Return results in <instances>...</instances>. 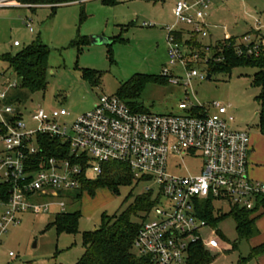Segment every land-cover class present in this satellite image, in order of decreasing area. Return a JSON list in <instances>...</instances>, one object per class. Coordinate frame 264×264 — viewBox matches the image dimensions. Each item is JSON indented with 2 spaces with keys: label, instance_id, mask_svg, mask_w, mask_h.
<instances>
[{
  "label": "built area",
  "instance_id": "built-area-1",
  "mask_svg": "<svg viewBox=\"0 0 264 264\" xmlns=\"http://www.w3.org/2000/svg\"><path fill=\"white\" fill-rule=\"evenodd\" d=\"M213 1L176 0L174 21L164 25L168 64L180 66L182 73L172 74L164 66L162 75L184 88L179 112H140L116 93L102 94L68 124L61 119L68 115L63 107L27 110L10 100L17 80L0 73V244L26 212L45 213L52 205L63 211L65 203L52 200L59 190L78 189L84 171L98 174L106 162H121L135 177L152 183L146 189L153 190L154 204L139 226L133 250L154 264H192L190 247L198 242L207 250H219L217 226L199 213L204 200L214 208L227 204L229 209L264 214V182L249 175V133L232 127L229 106L214 100L207 105L191 102L188 92L193 78L207 75L208 61L223 57H213L208 44L189 50L176 33L187 26L188 32L207 37L206 17ZM250 29L231 44L239 56H258L264 48V22L257 18ZM47 137L66 143L69 157L43 154ZM186 156L201 157L196 173L169 171V160Z\"/></svg>",
  "mask_w": 264,
  "mask_h": 264
},
{
  "label": "rangeland",
  "instance_id": "rangeland-1",
  "mask_svg": "<svg viewBox=\"0 0 264 264\" xmlns=\"http://www.w3.org/2000/svg\"><path fill=\"white\" fill-rule=\"evenodd\" d=\"M175 1L127 0L105 5L100 0H84L61 5L53 14L48 6L24 4L18 0L2 1L0 56L15 54L36 40L49 49L47 86L44 91L20 94L22 107L27 110L63 107L68 115L61 119L69 124L77 115L91 109L99 95L116 93L120 84L136 73L162 75L163 67L167 66L172 74L181 75L180 66L168 64L167 33L163 27L174 21L172 8ZM212 4L207 21L212 25L208 29L211 36L202 38L205 43L230 34L239 36L254 26L257 18L264 22V0H216ZM92 35L107 38L110 44H91L89 38ZM15 40L19 42L18 46L13 45ZM255 71L249 66L235 67L230 73L193 78L188 88L190 100L204 105L214 100L229 106L228 110L234 116L233 128L250 134L257 132L258 102L255 96L260 89L251 84ZM0 73L4 78L16 79L2 60ZM184 99L183 86L169 82L166 77L165 81L146 83L140 98L152 113L179 112L178 104ZM201 165V157L186 156L183 160H169L168 167L171 172L187 174L196 173ZM129 172L132 183L120 187L119 193L102 188L89 196L83 189L79 191V197H75L76 190H59L58 197L52 200L65 203L61 212L79 210L81 213L75 233L57 231L50 224L60 211L57 205H52L45 213L26 212L21 222L9 227L3 238L0 264H75L84 252L83 232L97 228L102 213L120 212L136 195L147 192L146 187L152 185L142 177H135L131 170ZM129 190L132 195L123 203ZM228 209L227 204H216L215 207L218 213H227ZM137 216H142L140 219L135 217L141 223L147 212H138ZM216 226L226 250L223 251L222 245L219 250H208L213 257L209 264H239L253 241L264 239L262 216L257 220L260 235L252 240L237 239L235 221L230 215L224 214ZM247 264H264V255Z\"/></svg>",
  "mask_w": 264,
  "mask_h": 264
},
{
  "label": "trees",
  "instance_id": "trees-1",
  "mask_svg": "<svg viewBox=\"0 0 264 264\" xmlns=\"http://www.w3.org/2000/svg\"><path fill=\"white\" fill-rule=\"evenodd\" d=\"M18 1L24 4L48 6L51 9V14H53L55 9L61 5L84 0ZM100 1L105 5H116L127 0ZM250 32H252L251 29L245 33ZM176 34L177 40L186 45L191 51L201 50L205 44H208L213 57H223L220 61L210 59L206 64L207 74L210 77L214 73H230L235 67L249 66L256 69L252 74L251 84L260 89L259 93L255 96V100L258 102L257 129L264 135V48L258 56H239L231 45L237 36H230L222 42L218 40L212 43H204L201 41L202 38L196 33L182 31ZM185 35L191 38H187ZM72 44L75 43L72 42ZM48 53V47L36 40L15 54L5 53L0 56V60L6 62L7 67L14 72L18 83L15 95L10 100L20 102L19 96L24 91H28L29 93L44 91L47 86ZM161 81H165L163 75L136 73L120 84L116 94L134 110L146 112L148 109L140 100L142 90L148 82ZM43 154L46 156L56 155L62 158L69 157L66 143L48 137L43 141ZM84 172L80 179V187L76 189L75 197H79L83 189L87 190L89 196H94L96 191L102 188L119 193L120 187L129 186L132 183L129 168L121 162H106L101 164V172L94 176H88ZM131 195L132 193L129 190L123 203H126ZM153 204V190H148L145 193L136 195L133 198V202L129 203L120 212L110 215L102 213L100 225L93 230L83 232L82 244L84 252L75 264H154L149 257L140 256L133 250V240L141 224L135 220V217H139L140 219L142 216H137L138 212L148 213ZM199 213L212 226H216L219 218L224 214L225 216L230 215L235 221L238 240H250L258 234L255 221L261 214H254L253 210H245L232 206L227 213H218L215 211L210 200H204L200 206ZM80 216L79 210L58 212L54 215L50 224L55 226L57 231L75 233ZM219 238L222 239V236ZM234 247L235 243L232 248ZM262 254H264V241L251 246L248 254L240 258L239 264H245ZM212 259L213 257L210 256L208 250L200 242L191 245L189 253L190 263L209 264Z\"/></svg>",
  "mask_w": 264,
  "mask_h": 264
},
{
  "label": "crops",
  "instance_id": "crops-1",
  "mask_svg": "<svg viewBox=\"0 0 264 264\" xmlns=\"http://www.w3.org/2000/svg\"><path fill=\"white\" fill-rule=\"evenodd\" d=\"M212 5L213 4H211V6L209 8L208 15L206 17L207 29H209V27L212 26L210 23L207 22L208 17L210 15V9H211ZM182 28H183L184 32L188 31L187 26H182ZM208 32H209V30H208ZM209 36H211L210 33H209ZM230 36H238V35L230 34L228 36H225L224 38L230 37ZM224 38H222V39H224ZM217 40H220V39H217ZM201 41H203V39H201ZM203 42L205 43V41H203ZM249 136H250V146H251L250 157H249V175L251 178H253L255 180H259V181L264 182V135L261 134L257 129V132H254L252 134L249 133ZM261 216L264 217V214ZM261 216L259 218H261ZM259 218H257V220ZM257 220L255 221L256 226H257ZM257 228H258V226H257ZM259 235H260V230L258 228V234L256 236L252 237L250 240H252L253 238H255ZM263 241H264V239L258 240V241H253L252 246H255V245H257ZM220 245H222L221 248L223 249V251L226 250L225 247L223 246L222 239L220 241ZM229 248H230V246L227 247V249H229ZM262 255H264V254H262ZM262 255H260V256H262ZM260 256H258L257 258H259ZM248 262H246L245 264H247Z\"/></svg>",
  "mask_w": 264,
  "mask_h": 264
},
{
  "label": "water",
  "instance_id": "water-1",
  "mask_svg": "<svg viewBox=\"0 0 264 264\" xmlns=\"http://www.w3.org/2000/svg\"><path fill=\"white\" fill-rule=\"evenodd\" d=\"M89 42L91 44H109L110 43V41L107 38H104V37L99 36V35L90 36ZM206 78H210V75L207 74Z\"/></svg>",
  "mask_w": 264,
  "mask_h": 264
}]
</instances>
